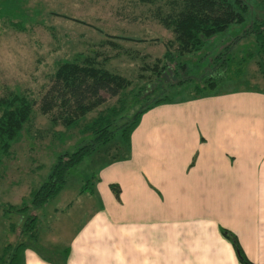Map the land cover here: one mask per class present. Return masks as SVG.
<instances>
[{
	"label": "crops",
	"instance_id": "obj_1",
	"mask_svg": "<svg viewBox=\"0 0 264 264\" xmlns=\"http://www.w3.org/2000/svg\"><path fill=\"white\" fill-rule=\"evenodd\" d=\"M245 88L143 112L127 155L98 169L97 207L59 257L25 247L21 264H241L222 229L264 264V90Z\"/></svg>",
	"mask_w": 264,
	"mask_h": 264
},
{
	"label": "rangeland",
	"instance_id": "obj_2",
	"mask_svg": "<svg viewBox=\"0 0 264 264\" xmlns=\"http://www.w3.org/2000/svg\"><path fill=\"white\" fill-rule=\"evenodd\" d=\"M243 2L247 11L241 22L229 23L206 37L199 50L179 58L185 66L178 69L176 80H189L170 87L165 94L173 99L190 96L194 85H201L200 81L208 76L214 83H205L204 93L245 87L264 90V56L257 52L253 35L244 33L252 21L264 18V0ZM163 3L164 0H0V94L12 90L39 98L56 64L76 53L93 57L99 65L132 81L146 80L137 77L142 72L140 65H151L154 58L161 56L163 42L171 37L153 15L156 6L165 11ZM108 39L118 45L108 43ZM163 79L175 80L169 73ZM148 91L151 90L147 88ZM102 95L105 101L96 108L83 115L72 112L71 118L77 123L74 126L63 124L61 117L54 119L53 108L42 112L37 105L33 107L31 123L27 129L22 128L9 155L0 161V249L5 242L23 241L28 256L33 248L42 256L58 258L97 207L93 187L98 169L125 157L126 148L117 137L70 167L62 189L42 206L6 213V217L1 211L6 203L29 202V189L44 181L58 152L74 146L80 125L114 101V97ZM145 101L128 100L123 118ZM31 213L37 216L36 240L21 234L18 227L14 232L8 230V222L18 224ZM48 239L53 241L50 249L44 246Z\"/></svg>",
	"mask_w": 264,
	"mask_h": 264
},
{
	"label": "trees",
	"instance_id": "obj_3",
	"mask_svg": "<svg viewBox=\"0 0 264 264\" xmlns=\"http://www.w3.org/2000/svg\"><path fill=\"white\" fill-rule=\"evenodd\" d=\"M163 4L166 6L165 11H161V7L156 6L153 15L157 23L171 33V37L163 42L164 51L161 56L154 58L151 65H140L139 69L142 72L137 77L146 80L132 81L122 74L99 65L93 57L76 53L71 59L56 64L39 98H31L12 90L0 94V161L4 156L9 155V149L22 128L27 129L31 123L35 105L42 112L53 108L54 119L61 117L63 124L73 123L74 126L77 123H74L75 118H71L72 112L83 115L96 108L105 101L102 93L114 97L111 104L97 110L80 125L78 132L80 136L70 150L65 149L56 154L44 181L37 187L29 189V202L17 205L4 204L1 210L3 216L29 207L38 208L52 199L64 186L70 167L77 164L84 156L100 151L115 137L125 146V155H127L130 132L137 125L141 114L154 105L174 101L175 99L164 91L179 82L189 80L183 78L176 80L179 76L178 69L182 70L185 66L179 58L199 50L206 37L223 30L229 23L241 22L247 11V5L243 0H164ZM244 33L253 35L257 52L264 56V18L252 21L244 29ZM117 38L132 40L122 36ZM107 42L118 45L113 40L108 39ZM169 65L172 68L170 71ZM144 71H147V74H144ZM167 73L175 80L169 82L163 79ZM205 83L214 82L210 76L203 78L199 83L201 85H194V93L191 95L203 94ZM147 88L151 91L147 92ZM140 99L146 101L140 104L128 118H123L122 114L128 106L127 101L137 102ZM109 188L113 195L118 197V186L109 184ZM36 220V214L31 213L18 224L8 222L7 228L10 232H14L18 227L21 234L34 240ZM222 233L228 237L240 263L253 264L244 255L235 235L226 229H222ZM25 247L23 241L15 244L5 242L0 249V264H21L22 251Z\"/></svg>",
	"mask_w": 264,
	"mask_h": 264
}]
</instances>
